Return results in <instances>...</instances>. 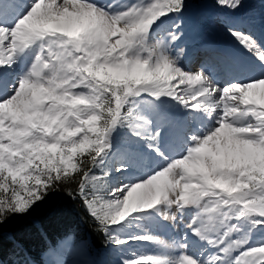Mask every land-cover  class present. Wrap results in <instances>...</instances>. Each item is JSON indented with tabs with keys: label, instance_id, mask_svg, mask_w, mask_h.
I'll use <instances>...</instances> for the list:
<instances>
[{
	"label": "snow or ice",
	"instance_id": "6c2138e0",
	"mask_svg": "<svg viewBox=\"0 0 264 264\" xmlns=\"http://www.w3.org/2000/svg\"><path fill=\"white\" fill-rule=\"evenodd\" d=\"M0 264H264V0H0Z\"/></svg>",
	"mask_w": 264,
	"mask_h": 264
},
{
	"label": "trees",
	"instance_id": "16d2710c",
	"mask_svg": "<svg viewBox=\"0 0 264 264\" xmlns=\"http://www.w3.org/2000/svg\"><path fill=\"white\" fill-rule=\"evenodd\" d=\"M63 202L61 197L51 198L46 205H42L36 210L34 214L35 218L42 221L43 225L50 231H56L66 226L78 227L82 234L91 242L95 259L98 258L95 254L103 253L106 247L103 235L95 230L92 221L79 209L78 205L70 218H58L54 214V210ZM22 226L21 222L13 221L5 225L4 231L6 235H10L11 233L20 231ZM31 242L38 243V240L33 237ZM5 243H7V241H5Z\"/></svg>",
	"mask_w": 264,
	"mask_h": 264
},
{
	"label": "rangeland",
	"instance_id": "374dc122",
	"mask_svg": "<svg viewBox=\"0 0 264 264\" xmlns=\"http://www.w3.org/2000/svg\"><path fill=\"white\" fill-rule=\"evenodd\" d=\"M211 2H212V0H209V3H211ZM244 2L245 3H250V4H259L260 1H257V0H244ZM213 39H215V40H217L218 42H221V43H227L228 42V46H230V44L232 43L236 47L234 41H232L230 37H228L226 34L222 33L219 29H217V31L214 32V38ZM157 234L161 235L162 238L166 239V234H164L163 232H158ZM134 247L137 248L138 250H148V251L153 250V246H151V245H149L147 243L143 244V245L137 244ZM103 258L104 259L113 260V261L115 260V256L114 255L113 256L105 255ZM84 259L85 260L95 259V256H94V254L91 257L85 256Z\"/></svg>",
	"mask_w": 264,
	"mask_h": 264
},
{
	"label": "bare ground",
	"instance_id": "6f19581e",
	"mask_svg": "<svg viewBox=\"0 0 264 264\" xmlns=\"http://www.w3.org/2000/svg\"><path fill=\"white\" fill-rule=\"evenodd\" d=\"M260 1V0H257ZM212 38H214V33L212 34ZM166 239H169V235H166Z\"/></svg>",
	"mask_w": 264,
	"mask_h": 264
}]
</instances>
